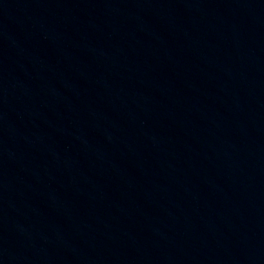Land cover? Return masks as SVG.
<instances>
[{"label":"water","instance_id":"95a60500","mask_svg":"<svg viewBox=\"0 0 264 264\" xmlns=\"http://www.w3.org/2000/svg\"><path fill=\"white\" fill-rule=\"evenodd\" d=\"M0 264H264V0H0Z\"/></svg>","mask_w":264,"mask_h":264}]
</instances>
